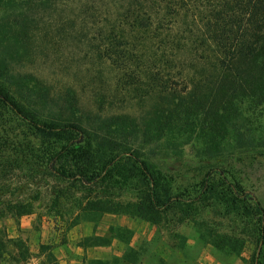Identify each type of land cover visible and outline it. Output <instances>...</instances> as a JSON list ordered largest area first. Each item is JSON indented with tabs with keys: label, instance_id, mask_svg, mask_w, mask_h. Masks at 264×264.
<instances>
[{
	"label": "rangeland",
	"instance_id": "rangeland-1",
	"mask_svg": "<svg viewBox=\"0 0 264 264\" xmlns=\"http://www.w3.org/2000/svg\"><path fill=\"white\" fill-rule=\"evenodd\" d=\"M14 5L0 7V18L15 17L18 32L22 26L17 46L5 54L4 84L37 118L46 122L73 119L87 131H114L116 144L124 139L127 148L171 176L174 189L197 184L209 169L224 170L264 210V142L259 139L264 135L255 132L238 142V98L227 99L228 108L218 111L219 104L212 106L220 97L217 84L211 82L215 79H199V73H209L211 66L205 68L195 55L182 53L191 98L123 90L117 85L116 70L101 56V36L123 8L122 0H32L25 7ZM212 50L210 46L204 52L205 58L216 57ZM247 117L264 122L263 112L248 111ZM0 127L16 136L9 144L0 143L5 150L0 158V198L30 207L29 214L19 216L0 203V237L18 239L24 245L18 250L7 244L0 263L47 264L48 251L40 253V245L52 252L55 245L66 242L70 229L97 220V215L80 211L94 193L47 176L33 165V157L13 169L14 158L26 154L38 140L23 121L8 113L0 112ZM6 156L11 160L8 164ZM100 189L95 192L106 197L111 193L116 202L135 200L129 188L110 190L108 195ZM192 220L202 221L205 230ZM249 227L237 214L221 216L210 208L186 218L171 212L154 226V240H165L178 251L193 254L195 260L201 258L202 264H264V240L255 245ZM210 232L232 242L234 238L246 241L241 249L236 245V253L230 252L224 242L212 243ZM186 241L191 245L188 249Z\"/></svg>",
	"mask_w": 264,
	"mask_h": 264
},
{
	"label": "trees",
	"instance_id": "trees-1",
	"mask_svg": "<svg viewBox=\"0 0 264 264\" xmlns=\"http://www.w3.org/2000/svg\"><path fill=\"white\" fill-rule=\"evenodd\" d=\"M31 1L0 0V7L12 9L18 3L25 7ZM122 1L123 8L101 36V56L116 70L120 89L141 95L152 92L187 94L191 98L182 56L188 51L187 54L195 55L202 66H211L212 71L215 70L212 75L211 69L204 75L199 73V79H210L211 76L215 79L211 82L217 84L216 94L220 97L215 95L212 106L219 104L222 107L216 110L225 111L228 108L226 100L238 98V142L251 138L255 132L264 135V122L251 121L247 117L248 111L264 114V0ZM16 28L15 17L5 15L0 18V112L23 121L38 144L27 151L30 154L15 157L17 166L13 169H19L21 163H28L27 158L33 157V165L47 176L80 185L94 193L93 199L80 206V211L87 210L98 218L105 213L122 214L158 225L171 212L186 218L210 208L221 216L237 214L243 218L250 225L249 235L254 238L255 245L262 244L264 210L226 171L209 169L197 184L174 189L172 177L141 159L137 150L127 148L124 139L116 144V137L112 136L114 131H87L73 119L46 122L19 103L4 84L7 74L5 54L17 46L22 36V26L19 32ZM210 46L216 57L207 59L204 52ZM116 130L119 135H124L123 130ZM15 137L9 128L0 129L1 144H9ZM259 139L264 142V137ZM4 151L0 149V158L5 155ZM5 161L8 164L11 160L6 156ZM98 188L107 195L110 190L129 188L134 191L135 200L116 202L111 193L108 197L97 194ZM1 199L0 203L7 211L19 216L30 212V207L20 201L4 202ZM192 222L205 230L202 221ZM207 235L212 243L224 242L230 252L235 253L236 245L241 249L246 241L234 238L232 242L224 235L220 237L211 232ZM7 244L18 250L24 246L21 240L7 239L2 234L0 261ZM39 248L40 253L48 251L47 264H58L49 246L40 245Z\"/></svg>",
	"mask_w": 264,
	"mask_h": 264
},
{
	"label": "crops",
	"instance_id": "crops-1",
	"mask_svg": "<svg viewBox=\"0 0 264 264\" xmlns=\"http://www.w3.org/2000/svg\"><path fill=\"white\" fill-rule=\"evenodd\" d=\"M155 225L122 214L101 215L70 229L52 249L58 264H202L193 254L155 241ZM186 241V248H189ZM191 247V245H190ZM190 250H192L190 248Z\"/></svg>",
	"mask_w": 264,
	"mask_h": 264
}]
</instances>
